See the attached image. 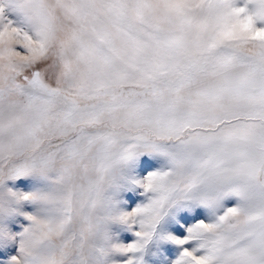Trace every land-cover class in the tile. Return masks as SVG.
<instances>
[{
    "label": "snow or ice",
    "instance_id": "1",
    "mask_svg": "<svg viewBox=\"0 0 264 264\" xmlns=\"http://www.w3.org/2000/svg\"><path fill=\"white\" fill-rule=\"evenodd\" d=\"M0 264H264V0H0Z\"/></svg>",
    "mask_w": 264,
    "mask_h": 264
}]
</instances>
